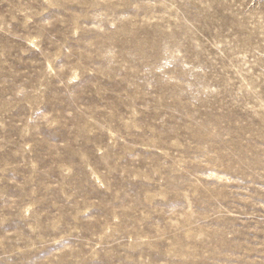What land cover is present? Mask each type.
Wrapping results in <instances>:
<instances>
[{
  "label": "rangeland",
  "instance_id": "obj_1",
  "mask_svg": "<svg viewBox=\"0 0 264 264\" xmlns=\"http://www.w3.org/2000/svg\"><path fill=\"white\" fill-rule=\"evenodd\" d=\"M0 264H264V0H0Z\"/></svg>",
  "mask_w": 264,
  "mask_h": 264
},
{
  "label": "bare ground",
  "instance_id": "obj_2",
  "mask_svg": "<svg viewBox=\"0 0 264 264\" xmlns=\"http://www.w3.org/2000/svg\"><path fill=\"white\" fill-rule=\"evenodd\" d=\"M245 154V153H244Z\"/></svg>",
  "mask_w": 264,
  "mask_h": 264
}]
</instances>
